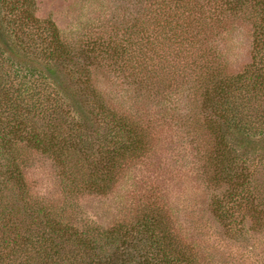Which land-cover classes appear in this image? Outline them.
Returning a JSON list of instances; mask_svg holds the SVG:
<instances>
[{"label": "trees", "instance_id": "obj_1", "mask_svg": "<svg viewBox=\"0 0 264 264\" xmlns=\"http://www.w3.org/2000/svg\"><path fill=\"white\" fill-rule=\"evenodd\" d=\"M129 1L124 29L113 15L74 36L39 17L38 0H0V264H202L155 200L111 226L76 202L110 193L154 152V123L128 105L131 92L183 93L180 125L214 216L233 240L264 233V0ZM239 22L251 60L234 71ZM107 70L134 88H107ZM35 154L52 163L62 200L33 193Z\"/></svg>", "mask_w": 264, "mask_h": 264}, {"label": "rangeland", "instance_id": "obj_2", "mask_svg": "<svg viewBox=\"0 0 264 264\" xmlns=\"http://www.w3.org/2000/svg\"><path fill=\"white\" fill-rule=\"evenodd\" d=\"M128 2L38 0V16L51 17L62 32L74 36L90 33L93 29L90 26L108 27L113 15L118 19L115 25L124 29L126 21L130 23L128 15L135 12L127 11ZM229 36L228 45L232 48L229 59L233 70L238 71L251 60L252 31L249 25L239 22ZM97 72L103 76L107 88L113 86L116 91L128 85L134 88L115 71ZM131 94L133 99L127 101L128 105L145 111L154 123L155 150L142 162L128 167L110 193L77 196L82 210L98 224L111 226L130 219L139 208L144 209V205L155 200L174 216L176 230L198 250L202 264H264V233L249 231L248 240H233L213 214L210 192L200 174L197 148L180 125L179 114L187 98L180 93L168 102L163 98L167 93L154 99L138 92ZM177 106H181L180 112ZM34 157V165L26 171L33 193L62 200L52 163L40 154Z\"/></svg>", "mask_w": 264, "mask_h": 264}]
</instances>
